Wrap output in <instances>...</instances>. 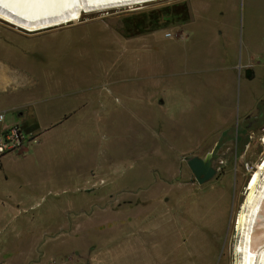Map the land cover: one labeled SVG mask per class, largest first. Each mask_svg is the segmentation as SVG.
<instances>
[{"label":"rangeland","instance_id":"rangeland-1","mask_svg":"<svg viewBox=\"0 0 264 264\" xmlns=\"http://www.w3.org/2000/svg\"><path fill=\"white\" fill-rule=\"evenodd\" d=\"M40 1L26 7L39 12L49 4L65 25L38 32L17 28L10 24L40 20L28 13L9 24L7 0H0V59L31 91L66 94L42 107H68L75 140L49 150L73 155L75 172L83 157L85 178L92 174L91 185L113 207L96 202L108 217L94 219L99 208L93 203L102 195L92 192L90 219H82L81 208H64L65 200L89 195L75 177L68 190L52 194L57 202L22 209L11 220L10 230L17 231L6 240L0 264H234L235 221L247 181L264 157V0H237L238 43L225 49L220 40L211 81L190 56L192 31L181 32L188 0L108 11L120 2L70 0L63 6L67 0H44L41 7ZM210 2L220 11L228 7L227 0ZM140 21L143 31L130 36ZM182 34H190L184 47ZM245 63L254 67L257 80L245 79ZM169 83L176 87L166 109L175 122L180 115L182 125L152 127L151 87L163 93ZM249 93L261 99L240 117L238 104ZM232 114L226 125L233 127L213 129ZM208 153L216 175L199 185L186 160ZM117 197L132 203L119 210Z\"/></svg>","mask_w":264,"mask_h":264},{"label":"crops","instance_id":"crops-1","mask_svg":"<svg viewBox=\"0 0 264 264\" xmlns=\"http://www.w3.org/2000/svg\"><path fill=\"white\" fill-rule=\"evenodd\" d=\"M115 1H119L120 3L115 5L109 4L106 11L145 5L149 4L152 0ZM210 1L188 0L186 18L181 26V32L187 29L192 31L195 43L191 44L193 50L190 52V56L193 57L196 69L197 66H200L199 70H203L206 73L205 77L209 81L212 80L210 76L212 68L210 66L216 61V48L218 47V43L221 40L225 45V49L235 47L238 43V30L241 25V14L237 10V0H227L228 7L221 11L215 7L213 9ZM43 2L44 0H41L39 6L43 7ZM71 3L70 0H67V3H64L63 6L70 5ZM39 12L35 9L29 11L24 0H7V23L9 22L10 24L17 18L20 20L21 17H27L29 14L36 16L40 20L36 25L18 24L22 20L18 21L17 24L10 25L29 32L43 31L59 26V24L65 25L58 18L60 17L59 11L51 8L49 4L47 9L42 8ZM69 17L70 15L67 14V20ZM216 24L221 26L220 30H218L219 27ZM182 35L184 38L181 39L182 42L180 43L184 47L188 43L186 41L189 40L190 34L189 38L184 34ZM136 42L139 43V41ZM242 68L246 80H257V73L250 63H245L242 65ZM187 80L185 78V81ZM194 80L196 81V78ZM180 86L182 87L181 84ZM27 87L26 80L18 76H12L9 63L6 64V59H0V114L4 115L3 121L0 122V134L10 126L18 124L26 134L32 135L35 140L33 143L26 144L18 152L0 158V254L4 256H6V240L11 239L13 237L11 235H14L17 231L16 229L13 231L10 230L11 220L22 209L34 208V206L43 201L46 202L48 199H52L54 203L57 202V198L52 194L68 190L69 184H75V177L78 180L77 184L79 185L81 183L83 185V192H89V195L87 198L83 196L80 201L74 198L65 200L64 208H74L75 210H80L79 208H81L82 219H90L92 192H98L102 195L100 197L101 200L94 201L93 203L94 206L99 208V214L96 215L94 213V219L95 217L99 219H106L108 217L106 209L100 211L102 206L96 202L102 203L104 206L108 204L109 207H113L111 201H107L105 196H103L104 193L97 190L98 188L96 186L91 185L92 174L90 178L89 176L85 178V163L83 157L81 166L77 164L78 169L75 172L76 164L74 163L73 155H68V153L64 152H61L62 154L59 152L52 153L49 150L51 148L50 146L64 147L65 145L72 144L75 140V133L71 124H69V118L67 116V114L69 115V111L66 110L68 107L56 112L52 110L45 111L44 108L46 107H42L45 102L48 103L50 100L62 98L66 94L60 92L55 96L53 93L44 94L43 91H31ZM172 87H176V85L172 83L167 84L163 93L156 89V87L154 89V85L151 87L152 91H150L152 93L149 105H152L153 110L150 112L151 117H149L148 123H151L152 127H154V124L160 127L159 124L162 122H171L174 126L182 125V117L179 115V121L175 122L173 120L176 119H173L172 112H167L166 109L171 103ZM48 96L52 97L48 98ZM162 96L163 101L161 100ZM260 99L261 97L249 93L247 100L244 99L239 102L237 110L241 112L239 113L240 117L251 112L252 108L257 105ZM154 110H158L159 113L157 112L158 114H155ZM162 113L165 115L162 116ZM233 114L232 118H223L222 122L224 123L213 129L233 127V125H226L230 120H233ZM85 186L87 188L89 187L88 191H86ZM116 199L115 206H118L119 210L125 208L124 204L129 205L132 203V200H129L130 198L121 200V198L119 199L117 197ZM75 214L70 217H73ZM115 215L116 218L119 217L117 213ZM48 216L50 215L48 214ZM38 218L41 219L40 216ZM42 223L53 224V222Z\"/></svg>","mask_w":264,"mask_h":264},{"label":"bare ground","instance_id":"bare-ground-1","mask_svg":"<svg viewBox=\"0 0 264 264\" xmlns=\"http://www.w3.org/2000/svg\"><path fill=\"white\" fill-rule=\"evenodd\" d=\"M235 227L234 264H264V157L247 181Z\"/></svg>","mask_w":264,"mask_h":264},{"label":"built area","instance_id":"built-area-1","mask_svg":"<svg viewBox=\"0 0 264 264\" xmlns=\"http://www.w3.org/2000/svg\"><path fill=\"white\" fill-rule=\"evenodd\" d=\"M166 38H171L170 34L165 35ZM184 38L183 35L180 36ZM4 119V115L0 114V122ZM35 142L30 134H26L18 125H12L0 134V158L5 155L13 154L22 149L26 144Z\"/></svg>","mask_w":264,"mask_h":264},{"label":"water","instance_id":"water-1","mask_svg":"<svg viewBox=\"0 0 264 264\" xmlns=\"http://www.w3.org/2000/svg\"><path fill=\"white\" fill-rule=\"evenodd\" d=\"M213 160L212 153L206 154L204 158L192 157L186 160V165L197 184H205L216 175Z\"/></svg>","mask_w":264,"mask_h":264},{"label":"trees","instance_id":"trees-1","mask_svg":"<svg viewBox=\"0 0 264 264\" xmlns=\"http://www.w3.org/2000/svg\"><path fill=\"white\" fill-rule=\"evenodd\" d=\"M182 9H183V11H182L183 18L185 19L186 18V9L187 8L185 6H182ZM143 25H144V21L137 22V24L134 26L133 33L130 36L139 35L141 33V31H143V29H142ZM241 141H243V144L247 143V140H241Z\"/></svg>","mask_w":264,"mask_h":264},{"label":"flooded vegetation","instance_id":"flooded-vegetation-1","mask_svg":"<svg viewBox=\"0 0 264 264\" xmlns=\"http://www.w3.org/2000/svg\"><path fill=\"white\" fill-rule=\"evenodd\" d=\"M256 120H252L250 123L246 125V128L248 129L251 125L255 124Z\"/></svg>","mask_w":264,"mask_h":264}]
</instances>
